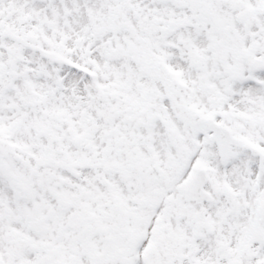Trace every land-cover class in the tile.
<instances>
[{
    "label": "snow or ice",
    "instance_id": "6c2138e0",
    "mask_svg": "<svg viewBox=\"0 0 264 264\" xmlns=\"http://www.w3.org/2000/svg\"><path fill=\"white\" fill-rule=\"evenodd\" d=\"M0 264H264V0H0Z\"/></svg>",
    "mask_w": 264,
    "mask_h": 264
}]
</instances>
